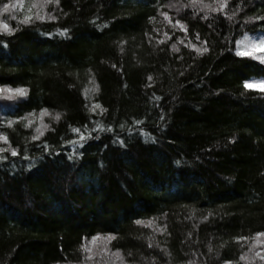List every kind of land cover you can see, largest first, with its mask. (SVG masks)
<instances>
[{
  "label": "trees",
  "instance_id": "16d2710c",
  "mask_svg": "<svg viewBox=\"0 0 264 264\" xmlns=\"http://www.w3.org/2000/svg\"><path fill=\"white\" fill-rule=\"evenodd\" d=\"M249 35L264 0H0V264H264Z\"/></svg>",
  "mask_w": 264,
  "mask_h": 264
},
{
  "label": "rangeland",
  "instance_id": "374dc122",
  "mask_svg": "<svg viewBox=\"0 0 264 264\" xmlns=\"http://www.w3.org/2000/svg\"><path fill=\"white\" fill-rule=\"evenodd\" d=\"M264 44V38L259 36V35H249L245 36L242 38L241 42L239 43L240 48L244 52H249V53H258L260 54L261 58H264V50H261V45ZM246 84H251V85H262L264 84L263 82H248Z\"/></svg>",
  "mask_w": 264,
  "mask_h": 264
},
{
  "label": "snow or ice",
  "instance_id": "6c2138e0",
  "mask_svg": "<svg viewBox=\"0 0 264 264\" xmlns=\"http://www.w3.org/2000/svg\"><path fill=\"white\" fill-rule=\"evenodd\" d=\"M3 10H4V11H8V10H9V6H8V5H5ZM27 19H28V18H26L24 22H27ZM4 27L7 28V25H4ZM260 47H261V50H264V44H262ZM205 50H206V49H205ZM198 51H199V50H198ZM238 54H239V53H238ZM149 79H151V78H149ZM244 87H245V88L259 87L260 90H264V84L259 85V86H257V85H251V84H245ZM19 94H20V95H23V94H24V93H23V90H19ZM57 118H58V117H57ZM41 134H42V133H41ZM12 155H16V153L13 151V152H12ZM138 223H140V222L138 221Z\"/></svg>",
  "mask_w": 264,
  "mask_h": 264
}]
</instances>
